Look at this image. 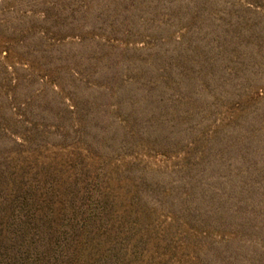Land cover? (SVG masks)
Segmentation results:
<instances>
[{
    "label": "rangeland",
    "instance_id": "374dc122",
    "mask_svg": "<svg viewBox=\"0 0 264 264\" xmlns=\"http://www.w3.org/2000/svg\"><path fill=\"white\" fill-rule=\"evenodd\" d=\"M0 264H264V0H0Z\"/></svg>",
    "mask_w": 264,
    "mask_h": 264
}]
</instances>
